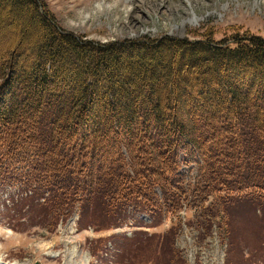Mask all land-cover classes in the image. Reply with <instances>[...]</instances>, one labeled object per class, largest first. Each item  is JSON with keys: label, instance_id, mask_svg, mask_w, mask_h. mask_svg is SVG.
Segmentation results:
<instances>
[{"label": "trees", "instance_id": "trees-1", "mask_svg": "<svg viewBox=\"0 0 264 264\" xmlns=\"http://www.w3.org/2000/svg\"><path fill=\"white\" fill-rule=\"evenodd\" d=\"M0 7V190L27 195L16 214L77 198L116 227L129 207L178 218L189 206L228 253L242 198L258 197L264 223L262 36L94 45L60 33L37 0ZM193 163L197 182L184 185ZM174 229L129 245L187 264Z\"/></svg>", "mask_w": 264, "mask_h": 264}, {"label": "rangeland", "instance_id": "rangeland-1", "mask_svg": "<svg viewBox=\"0 0 264 264\" xmlns=\"http://www.w3.org/2000/svg\"><path fill=\"white\" fill-rule=\"evenodd\" d=\"M37 2L41 13H46L55 21L53 24L60 33L70 34L83 43L94 45L105 46L138 40H194L197 36H214L219 39L235 36L264 38V0ZM5 10L0 7L1 13ZM15 35L17 36L6 31L4 38L9 40ZM183 153L181 151L179 155L182 156ZM179 173L184 176V185L196 183L198 166L194 163L182 165ZM227 184L229 181L225 186ZM189 188L191 190V186ZM217 190H222V187ZM154 191L163 196L162 188L156 186ZM80 192L78 191V198ZM13 198H18L16 190L10 187L0 190V264H106L108 256L110 264H154L148 260L150 254H135L129 245L130 239L135 241L139 236L135 234L139 232L136 228H116L128 215L130 224L139 222L138 216L130 209L128 212L124 209L123 213L116 212V215L123 216L115 227L109 220L110 216L95 214L91 205H85L77 198L65 199L63 204L59 203V210L44 211L42 214L30 207L31 213L21 217L9 212ZM19 198L21 201L23 197ZM256 199L258 197L249 202L244 201V198L240 200L245 203H240L242 208L236 214V219H233L234 223L232 222L237 229L230 253L231 240H226V245L221 246L214 236V239H205L203 244L197 243L199 233L195 231V217L190 215L187 208L180 215L181 221L176 220L174 237L190 264H227L229 260L231 264H264V223L259 224L257 208L260 204L254 202ZM50 203L56 204L52 201ZM50 209L53 210L51 207ZM56 216H59V221ZM171 221V217H167L160 222L162 224L158 229L150 232H161L163 235L172 225ZM100 250L107 251L108 254L102 256Z\"/></svg>", "mask_w": 264, "mask_h": 264}]
</instances>
